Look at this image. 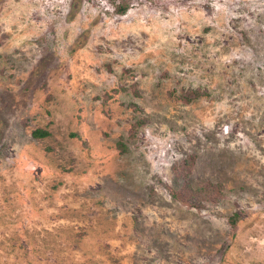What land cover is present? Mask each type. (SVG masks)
Segmentation results:
<instances>
[{"label":"rangeland","instance_id":"rangeland-1","mask_svg":"<svg viewBox=\"0 0 264 264\" xmlns=\"http://www.w3.org/2000/svg\"><path fill=\"white\" fill-rule=\"evenodd\" d=\"M0 264H264V0H0Z\"/></svg>","mask_w":264,"mask_h":264},{"label":"trees","instance_id":"trees-1","mask_svg":"<svg viewBox=\"0 0 264 264\" xmlns=\"http://www.w3.org/2000/svg\"><path fill=\"white\" fill-rule=\"evenodd\" d=\"M127 10H128L127 6L123 5L118 9V12H119V14L123 15L127 12ZM47 134H48L47 132L41 131L39 129H37L33 132V136L36 138H42V137L46 136Z\"/></svg>","mask_w":264,"mask_h":264}]
</instances>
